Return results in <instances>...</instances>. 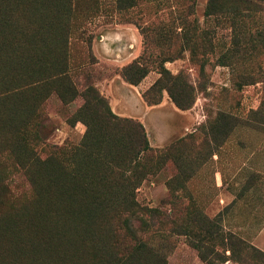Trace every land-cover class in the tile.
I'll return each mask as SVG.
<instances>
[{
    "label": "rangeland",
    "instance_id": "rangeland-1",
    "mask_svg": "<svg viewBox=\"0 0 264 264\" xmlns=\"http://www.w3.org/2000/svg\"><path fill=\"white\" fill-rule=\"evenodd\" d=\"M207 3L135 0L121 10L119 0H86L81 10L95 9L79 18L69 42L74 55L69 75L78 92L94 86L116 116L145 128L154 153L136 193L142 205L158 209L164 219L146 232L138 220L131 223L142 239L155 238L166 264H243L231 236L246 243L251 255L264 254V120L257 114L264 107V42L250 40L264 31V7L251 19H242L243 14L236 19L206 16ZM189 23L207 34L206 51L196 60L184 48ZM143 29H163L168 41L146 45ZM144 52L151 55L149 74L132 86L121 72ZM165 57L172 58L165 64L171 76H181L194 89L188 110L179 109L166 90L159 105L144 98L161 79ZM254 78L256 84L243 82ZM84 104L82 96L66 103L56 92L47 99L42 113L52 130L47 146L38 148L41 159L50 147L82 146L88 127L77 114ZM221 114L233 125L211 131ZM173 145H178L175 152L169 151ZM165 152L171 156L160 160ZM8 155H0V162H9ZM15 178L13 190L30 195L24 173ZM251 264H264V258Z\"/></svg>",
    "mask_w": 264,
    "mask_h": 264
},
{
    "label": "trees",
    "instance_id": "trees-1",
    "mask_svg": "<svg viewBox=\"0 0 264 264\" xmlns=\"http://www.w3.org/2000/svg\"><path fill=\"white\" fill-rule=\"evenodd\" d=\"M85 2L0 0V155L9 153V162H0V264H166L155 238L142 239L131 223L138 220L146 232L164 219L158 209L142 205L136 193L154 153L144 126L116 116L94 86L79 93L69 75L74 58L70 37L79 18L95 9L81 10ZM131 5L135 0H119L121 10ZM263 7L264 0H208L205 14L251 19ZM189 24L184 48L196 60L206 51L207 34ZM142 34L146 45L168 41L163 29H143ZM259 34L250 40L264 42V31ZM150 57L144 52L122 70V78L138 86L149 74ZM171 60L165 57L159 64L162 77L144 98L159 105L166 90L185 111L194 104V89L181 76H171L165 67ZM55 92L66 103L83 97L77 120L88 130L82 146L50 147L43 160L38 148L47 146L52 126L42 108ZM257 114L264 120L263 106ZM232 125L233 119L221 114L210 128L217 132ZM170 156L165 152L159 158ZM20 172L31 186L30 195L13 190ZM229 241L238 243L243 264L264 258L257 250L251 255L250 247L232 236Z\"/></svg>",
    "mask_w": 264,
    "mask_h": 264
}]
</instances>
